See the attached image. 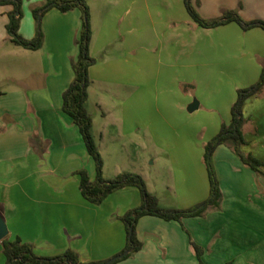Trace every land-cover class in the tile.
Segmentation results:
<instances>
[{
	"label": "crops",
	"instance_id": "obj_1",
	"mask_svg": "<svg viewBox=\"0 0 264 264\" xmlns=\"http://www.w3.org/2000/svg\"><path fill=\"white\" fill-rule=\"evenodd\" d=\"M46 1L23 0L19 32L24 39L35 37L32 11ZM98 1L102 21L98 28L90 18L89 53L96 64L89 69L86 109L92 116L95 140L100 139V154L106 136H111L112 124L119 137H131L149 129L142 117L185 115L194 100L199 104L197 113L186 117V122L202 125L204 143L231 122L238 91L254 85L264 67L263 29L244 31L236 23L201 28L190 15H183L185 0ZM192 3L204 19L218 17L220 11H236L248 22H264V0ZM12 9L0 6V68H11L12 57L28 77L18 78L7 70L4 80L22 88L0 91V180L11 181H0V215L9 232L6 238L32 244L35 253L43 257L72 250L81 264L110 260L127 242L125 226L116 217L138 207L142 199L137 188L126 187L96 206L84 199L79 188L76 172L85 169L94 180L96 165L78 126L62 110V95L74 79L72 60L78 56L82 12L74 9L63 14L55 8L46 12L41 21L43 45L31 51L16 46L7 35V13ZM176 9L181 20L176 19ZM145 16L149 30H144ZM118 34L120 43H116ZM148 81L150 90L146 88ZM106 97L114 105L108 104ZM116 101L119 107H115ZM207 112L211 118L204 119ZM242 113L247 144L241 150L264 165V90L244 103ZM208 132L210 138H206ZM140 143L130 140L121 146L140 147ZM154 147L169 151L181 177L189 175L182 166L189 158L204 179L203 152L194 142L154 139ZM158 160L156 154L153 163ZM136 161L129 163L133 170L118 163L113 175L133 172L144 177L132 166ZM213 161L223 194L220 211L182 223L141 218L136 234L142 249L120 264H200L192 242L203 249V264H222L225 259H235L234 264L264 261V203L259 200L246 205L236 199L254 191L256 173L224 145L215 150ZM209 195L210 183H204L197 201ZM226 199L229 204H225ZM0 264H6L1 242Z\"/></svg>",
	"mask_w": 264,
	"mask_h": 264
},
{
	"label": "trees",
	"instance_id": "obj_2",
	"mask_svg": "<svg viewBox=\"0 0 264 264\" xmlns=\"http://www.w3.org/2000/svg\"><path fill=\"white\" fill-rule=\"evenodd\" d=\"M22 4L23 0H0V6L13 7L12 11L7 13L9 21L6 25V31L8 37L16 46L31 51L39 50L43 45L44 33L42 31L41 21L46 12L54 8L63 14L74 9H79L82 12V30L79 39L76 41L78 56L76 60H72L74 79L62 95V110L78 126L87 152L96 165V177L94 180L90 178L85 169L76 172L80 177L79 188L84 199L96 206L101 205L112 193L126 187L137 188L142 199L138 207L127 211L120 218L126 229L127 242L125 248L117 256L124 253L126 255L123 259L115 261L112 264H118L122 260L129 259L141 251L142 243L136 234V226L141 218L152 216L167 222L176 221L182 223L185 219L200 218L209 210L220 208L222 192L212 159L215 150L219 146H230L245 166L249 167L256 174L264 176L262 170L263 163L252 154L245 153L241 150V147L247 144L243 134V126L246 123V119L243 116L242 108L247 100L257 97L264 90L263 67L260 78L254 85L238 91L237 100L231 108V122L228 125L223 124L220 132L205 146L203 161L209 175L210 196L203 203L188 210L164 209L160 207L158 197L148 191L147 184L141 175L124 172L114 179H105L102 174V157L92 130V116L86 109L88 89L91 84L89 69L96 64V60L89 53L91 27L88 4L86 0H47L44 6L32 11L36 21V33L32 40L24 39L19 32L22 20ZM185 5L191 19L204 29H213L229 23H236L244 31L253 28H261L264 30V22L245 21L236 11H228L216 20H205L191 6L190 0H185ZM1 244L3 254L6 258V264H81L78 254L72 250H67L55 257H43L35 253L32 244L22 242L19 238L14 241L6 238ZM191 244L200 264H203L201 259L204 253L203 249L194 242ZM108 261H99L91 264H106Z\"/></svg>",
	"mask_w": 264,
	"mask_h": 264
},
{
	"label": "rangeland",
	"instance_id": "obj_3",
	"mask_svg": "<svg viewBox=\"0 0 264 264\" xmlns=\"http://www.w3.org/2000/svg\"><path fill=\"white\" fill-rule=\"evenodd\" d=\"M86 2L88 6H90V9H91V11L89 12L90 18L92 17L94 26L97 22L96 27L101 28V21H102L101 6L98 5L100 1L86 0ZM190 3H191V6L195 10H197L196 6L192 3V0H190ZM184 4H185V1H184ZM221 14L222 12L220 11V15L218 17H215L213 19H205V20L219 19L223 16L224 13L222 15ZM183 15L189 16V13L185 5H184ZM175 16H176V19L181 20L180 19L181 17L178 15L177 9L175 11ZM112 25H114L113 21H112ZM114 26L115 28L119 29V25L117 23ZM149 28H150L149 18L145 16L144 30L146 29L149 30ZM115 37H116V43H120L119 41L121 40V38L119 37V34L118 36H115ZM9 59H10L9 64L11 68H9L8 66H4L3 69L0 68V91L22 88L20 85L16 84L15 82H11V81L8 82L4 80L5 71L9 70L10 73H14L18 78L28 77V75H26L27 73L23 72L22 66L21 64L18 63L17 60H15L16 62L12 61V57H9ZM100 62H101V59L99 60L98 65H100ZM241 78L242 77L240 76V80ZM146 88L147 90H150L149 89L151 88L150 81L147 82ZM181 88L182 87H180V89ZM105 101L111 105L112 104L114 105L115 103V102H112L109 99V97H106ZM116 104H115V107H119L120 104L118 103V101H116ZM196 113L197 112H194V113L187 112L185 113V115H181V116L175 115L172 117L170 116L169 117L167 116L165 117L144 116L142 117L144 119V124H147L149 129H147L146 131L145 128H143L142 131H137L131 137H126V138L119 137L118 135L119 133L117 132L115 126L112 124L109 129L111 136H106L105 140L103 141V144L101 143L102 144L101 157L103 161L102 174H104L103 172H105L106 177L110 179H114L115 175H113L114 174L113 172H114V168L116 167L118 163H121L119 165H124V167L127 168L128 170H133V167H130L131 164L129 163L132 160L134 162L138 159L136 161V164L135 165L133 164L132 166H134V168L140 169L141 172H143L144 177L142 175L141 176L143 177L144 180L146 179L145 182L147 184L148 191L158 197L161 208L188 210L190 208H193L196 205L203 203L210 196L209 195L207 199L202 200L201 202L197 201L198 199H200L202 195V192L204 189V183L205 185L209 186V175H208L207 168L203 161L204 154H205L204 145L208 144L216 135L212 137L211 139H209L207 143H204L205 140L203 137L205 133L200 128L202 125L201 126L200 125L189 126L186 122V117H194ZM206 114H207L206 116H203L204 119H208L209 117L211 118L210 112H207ZM166 120L168 121L166 122ZM160 129H162L161 132H160ZM206 138H210L209 132L207 133ZM113 139H116V141H114ZM154 139L156 141L159 139L163 141L165 140V141L194 142L195 147L199 148L203 152L202 164L205 166L204 179L202 178V176L200 177V175L195 169V164L189 158H188L189 160L186 159V161H184V165H182L184 169L186 170V173H188L189 175L185 174L184 178L181 177L179 173L180 172L179 168L176 166L177 164H174L175 160H173V158L169 155V151L167 149L163 150V149L154 147ZM130 140H133L134 143L141 142L140 143L141 146L135 147V146L127 145L126 148L121 146L125 141H130ZM96 141H97V144L99 145L100 144L99 137H97ZM224 146H226L228 149H231V147L228 145H224ZM38 150H44V149L38 148ZM175 150H178V149H175ZM156 154H158L159 160L157 161L156 164H154L153 159L156 156ZM136 156H137V159L129 158V157H136ZM212 159H213V156H212ZM213 165L216 171L214 161H213ZM4 166L5 167L10 166V168H13L11 164H5ZM130 173H133V172H130ZM216 175L218 178L217 171H216ZM0 181L5 182L7 184L11 182L10 180H5V179H1ZM218 181H219V178H218ZM253 181H254V191L245 196H241V197L237 196L236 199H239L238 200L239 202L240 201L242 202V200H244V202L247 205V204H250L251 202L257 204V202L261 200V203H264V176L256 174ZM222 200H223V194H222ZM228 200L226 199L225 204H229ZM220 208L216 210H209L208 212H206V214H204V216L200 218L205 219L206 216L209 215L210 213L220 211ZM121 217H116V218L119 221H121L120 220ZM122 261H125V260H122ZM235 261H236L235 259H227V260L225 259L222 264H234ZM121 262H119L118 264H120ZM210 262H215V261H210ZM246 262L247 261L244 260V263ZM258 264H264V261L260 260L258 261Z\"/></svg>",
	"mask_w": 264,
	"mask_h": 264
},
{
	"label": "water",
	"instance_id": "obj_4",
	"mask_svg": "<svg viewBox=\"0 0 264 264\" xmlns=\"http://www.w3.org/2000/svg\"><path fill=\"white\" fill-rule=\"evenodd\" d=\"M198 101L194 100L192 104L189 105L188 107V111L190 113H193L195 110L198 109ZM9 232H8V227L4 221V219L2 218V216L0 215V242H2L7 236H8ZM126 253L116 256L113 259L109 260L106 264H112L115 261L121 260L125 257Z\"/></svg>",
	"mask_w": 264,
	"mask_h": 264
}]
</instances>
